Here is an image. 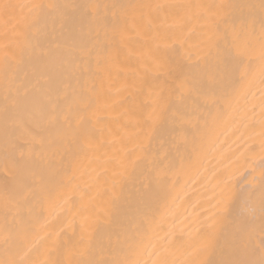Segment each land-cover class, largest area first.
Masks as SVG:
<instances>
[{
    "label": "bare ground",
    "instance_id": "bare-ground-1",
    "mask_svg": "<svg viewBox=\"0 0 264 264\" xmlns=\"http://www.w3.org/2000/svg\"><path fill=\"white\" fill-rule=\"evenodd\" d=\"M37 2L49 0H0L21 6L0 9V264L25 253L64 264L204 258L197 250L214 222L227 216L225 234L237 223L221 192L247 188L264 155L261 0H56L99 7L63 27H26L23 6ZM168 3L237 5L236 27L251 13L252 74L240 79L226 55L231 35L211 33L200 9L144 22L157 11L141 6ZM114 14L128 25L123 36ZM6 48L15 52L7 73ZM6 93L21 99L7 113ZM256 198L248 247L221 242L211 259H262Z\"/></svg>",
    "mask_w": 264,
    "mask_h": 264
},
{
    "label": "snow or ice",
    "instance_id": "snow-or-ice-1",
    "mask_svg": "<svg viewBox=\"0 0 264 264\" xmlns=\"http://www.w3.org/2000/svg\"><path fill=\"white\" fill-rule=\"evenodd\" d=\"M21 7L19 5L13 4H2L0 9L7 12L8 9ZM30 10L31 19L25 18L26 27H34L38 21L41 19L51 20L54 24H59L61 27L70 23L73 18L81 11L84 10V15H87L90 10H94L99 7V5H79L75 3H59L56 0H49V2H37L31 5H24ZM113 7H116L113 5ZM141 7L154 8L157 11V17L153 18L148 16L144 19L147 25L155 24L156 20L159 19V13L168 10L167 14L175 13L179 15L181 11L190 10L193 7L200 9V16L204 19V26L214 35L218 37L227 38L231 35V43L228 46L227 57L229 61L234 63L235 70L239 71L240 79L245 80L252 74V59L248 57L246 59V49L251 46V38L253 35L254 25L256 23L255 18L252 17L251 13L247 19L241 21L239 27H236L232 21V10L237 8V5L227 4V3H207V4H156ZM261 8L264 9V0H261ZM94 14V13H93ZM114 29L123 36L127 32L128 25L123 18H116L114 14L113 19ZM260 42H261V54H260V74L261 82L264 83V18L260 20ZM15 56V52L5 49L4 64L5 71H14L10 60ZM214 79V78H213ZM221 89L226 92L229 86L226 80H222L219 84ZM27 98V93H25V99ZM4 111L7 113L11 108L17 107L21 103V99L12 95L11 93H6L4 97ZM43 107V105H42ZM261 113L264 115V104L261 107ZM262 127H264V120L261 121ZM69 126H71L69 124ZM264 136V132H262ZM261 152L264 153V139L261 141ZM259 168V179L255 175L256 168ZM244 179L246 180L247 188L241 186L240 191H236L234 187L228 188L226 185V190L221 192V203L223 205V211L227 215H231L233 211L237 213V223L230 233L225 234L222 232L224 221L227 216H221L219 220L214 222L212 226V231H210L205 236V243L202 248L197 251L200 252L204 258L195 261H186L185 264H264V239L261 240L260 248L262 259L260 261H254L250 259H230L223 261H215L210 257L214 254L218 245L223 243L224 247L235 249L239 247L247 248L249 242L251 241L252 232L250 230V224L252 218L254 217L257 209V198L256 192L259 191L258 207L261 214V219L264 221V155L257 164H255L250 172H248ZM6 197L8 202H16L15 192H6ZM26 198V195H25ZM220 225V227H216ZM27 231V229H23ZM261 232L264 234V223L261 225ZM13 238L12 230H9L8 235L4 237V242L7 244ZM32 249H29V253ZM55 251L54 248L47 249V252ZM39 255V253H37ZM10 264H64L63 261L57 259H33L28 253L19 260H13ZM92 264V262H89ZM111 264H140L139 261L131 260H117L111 262ZM159 264H170L168 260H161Z\"/></svg>",
    "mask_w": 264,
    "mask_h": 264
}]
</instances>
